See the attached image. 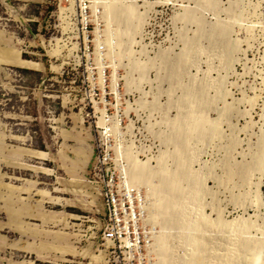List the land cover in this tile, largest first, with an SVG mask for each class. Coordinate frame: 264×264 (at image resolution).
I'll return each instance as SVG.
<instances>
[{
  "label": "rangeland",
  "instance_id": "374dc122",
  "mask_svg": "<svg viewBox=\"0 0 264 264\" xmlns=\"http://www.w3.org/2000/svg\"><path fill=\"white\" fill-rule=\"evenodd\" d=\"M68 1L0 0V264H116L90 178L98 130L84 123L91 107L85 110L83 55L69 52L76 41L64 47L58 58L71 66L63 68L48 48L61 9L79 15V1ZM111 2L121 19H91L85 41L105 35L108 52L92 47L99 72L107 70L100 83L106 89L110 80L117 98L126 96L119 106L138 110L135 130L121 139L129 170L151 162L157 170L145 182L156 191L181 166L191 164L200 179L198 189L184 180L172 207L142 185L153 196L149 225L171 235L165 251L181 257L197 251L187 231L176 229L181 217L189 221L205 241L194 264H254L256 253L263 264L264 0H122L138 8L133 22L120 0ZM143 31L161 43L147 58L133 49ZM190 120L204 133L195 134L181 164ZM157 255L151 247L150 264H162Z\"/></svg>",
  "mask_w": 264,
  "mask_h": 264
},
{
  "label": "built area",
  "instance_id": "2783aa9c",
  "mask_svg": "<svg viewBox=\"0 0 264 264\" xmlns=\"http://www.w3.org/2000/svg\"><path fill=\"white\" fill-rule=\"evenodd\" d=\"M71 1L67 3L71 4ZM78 1L79 15L69 9L65 11L62 9L64 14L62 13L63 15L59 17L60 22L53 29H55L62 47H73L72 44L76 41L77 49L74 52L78 58H80L81 53L83 55L82 60L85 62L87 75L83 83L87 85L88 89L83 93V99L85 110H88V106L91 109L86 113L88 118L84 123L96 125L98 130L90 178L94 180L91 182L97 186L99 197L103 201L106 212L103 237L112 250L111 256L114 258L112 263L150 264L148 254L153 240L151 239L152 227L148 223L147 200L143 191L140 194L138 189L126 181L129 160L125 149L121 148L123 144L121 139L135 130L137 126L138 110L131 105L128 109L119 106L121 100L126 96L118 99L116 93L111 89L110 80L107 82L109 86L106 85V89L102 87L100 83L101 74L95 56L96 46L85 41V35L94 25L90 18L92 0ZM95 1L97 5L104 3V0ZM55 15L53 14L52 19ZM73 20L79 22L81 28H78V25L71 26L70 22ZM148 36L143 31L133 46L135 52L143 58L148 57L149 49H161V43L154 44ZM94 37L95 40L98 37L100 45L98 51L105 53L107 49L104 41L105 35L99 34ZM57 38H52L49 41L50 53L57 45ZM82 47L84 52H82ZM92 47L95 53H92ZM45 51L47 52L46 49ZM92 55L95 56V59L91 58ZM51 60L56 64L61 62L63 68L71 66L70 63L65 64L66 59L64 57L58 58L52 55ZM106 60L103 63H106ZM104 70L107 75V70ZM67 73L66 69L61 70L60 73L57 72V77L63 78ZM131 125L134 127L131 128ZM116 129L123 133L116 132Z\"/></svg>",
  "mask_w": 264,
  "mask_h": 264
},
{
  "label": "bare ground",
  "instance_id": "6f19581e",
  "mask_svg": "<svg viewBox=\"0 0 264 264\" xmlns=\"http://www.w3.org/2000/svg\"><path fill=\"white\" fill-rule=\"evenodd\" d=\"M111 1H113V0H104V3H103V5H97V3H96V1L95 0H92V5H91V10H92V13H91V19H92V21H93V19H94V21L96 22V24H97V22L99 21V17L101 16V15H103V19L105 18V17H110L112 20H113V22H116V23H118L119 22V20L121 19V17H122V13H121V11L119 10V6L118 7H116V6H114L113 4H112V2ZM121 1V3L123 4V6H122V9H123V12L124 13H126L128 16H127V18L129 17L130 18V20H131V22H133L134 21V19H135V11L138 9L136 6H134V7H129V6H127L126 4H125V2L123 3L122 2V0H120ZM62 10V9H61ZM64 10V9H63ZM63 10H62V12H63ZM65 11V10H64ZM93 21V22H94ZM84 23H85V21H84ZM87 35H88V33L85 35V38L87 37ZM60 40H56V42H57V45L53 48V50H52V53H53V55L54 56H56V57H60L61 56V54H62V50H63V48H64V46L62 47L61 45H60V42H59ZM93 45L94 46H96V50H97V52H100V53H102V51H98V46H100L99 45V43H98V37H97V39L93 42ZM106 47H107V49H106V51L108 52V46L106 45ZM66 48V47H65ZM75 49H76V46L74 47V48H71L70 50H69V52H74L75 51ZM107 54V53H106ZM100 74H101V78L100 79H102V82H104V78H106V74L103 72V70H100V72H99ZM104 74H105V76H104ZM202 127L200 126H197L196 124H195V122H193L192 120H190V121H188L186 124H185V127H184V140H183V143L182 144H180L181 145V149H182V153H183V155H182V157H180V163L181 164H183L184 163V157H186V154L188 153V151H189V144H190V141L194 138V136H195V134H203L204 132H202ZM199 131V133H197ZM116 132H118V129H116ZM201 132V133H200ZM202 136V135H201ZM197 137V136H196ZM198 140V139H197ZM193 141V140H192ZM195 141V140H194ZM193 141V142H194ZM197 142V141H196ZM191 145H192V143H191ZM193 146V145H192ZM192 146L190 147V148H192ZM191 150V149H190ZM192 152V151H191ZM189 154V153H188ZM193 154V153H192ZM184 156V157H183ZM189 158H191L190 156H188ZM194 157V156H193ZM196 157V156H195ZM187 159V158H186ZM195 159H197V158H195ZM128 160H131L130 158H128ZM189 160H191V159H189ZM193 160V159H192ZM188 161V160H187ZM187 161H186V163H187ZM188 164H189V162H188ZM133 165H134V163H133ZM129 166H130V164H129ZM180 167V166H179ZM154 169V166L152 165V163L151 162H147V163H145V166H142L141 167V169H139V172L137 171L138 169H135L134 170V173L132 172L131 173V171L129 170L128 171V173H127V178H126V181H128L129 183H131L136 189H138V192L141 194L142 193V191H143V193L145 194V197H146V200H147V206H146V209L148 210V212H150L151 211V208H153V207H151L152 206V204L154 203V202H152V200H153V196H155V195H157L158 193L159 194H161V197L164 199V205L167 207H172L171 206V203H174V197H175V193H181L182 191H183V189H182V182L184 181V180H188L190 183H191V189L194 187L195 189H198L199 187H200V183H199V181H200V179H199V176L198 175H196L195 174V172H194V170L192 169V167H191V164H190V166H187V167H183V166H181V168H180V171L179 172H177V173H174V174H170V176H164V179H163V181H164V183H163V181H162V189L160 190V191H156L155 189H154V187L153 186H151V185H153V184H149V182H145V177H146V175L147 174H149V173H151V171ZM164 169V168H163ZM154 170H157L156 168L154 169ZM136 171H137V173H136ZM165 171V170H164ZM156 172V171H155ZM154 172V173H155ZM166 172V171H165ZM131 173V174H130ZM156 174V173H155ZM199 174V173H198ZM150 175V174H149ZM150 177V176H149ZM157 177V176H156ZM151 178H153V176H151ZM150 178V179H151ZM202 178V177H201ZM202 181V180H201ZM142 185L143 186H145L146 188H148L149 190H150V192H151V194L153 195H151V197H149V194L147 195V193H145L144 192V190L141 188L142 187ZM203 185V184H202ZM190 189V190H191ZM174 193V194H173ZM199 194V193H198ZM198 197V196H197ZM150 199H151V201H150ZM188 202V201H187ZM190 202V201H189ZM177 204V203H176ZM175 206V205H174ZM162 208V207H161ZM185 208V207H184ZM201 208V207H200ZM160 209V208H159ZM190 209H192V208H190ZM169 210V209H168ZM167 210V211H168ZM183 210V209H182ZM166 210H165V212H167ZM152 212V211H151ZM154 212V211H153ZM162 213V212H161ZM164 213V212H163ZM150 214V213H149ZM148 214V215H149ZM156 214H158V213H156ZM185 214H186V212H185ZM155 215V214H154ZM168 215V214H167ZM178 215V214H177ZM189 215V214H188ZM188 215H186V216H188ZM157 216V215H156ZM159 216V215H158ZM171 216V215H170ZM149 217H150V215H149ZM148 217V218H149ZM154 217V216H153ZM184 217H185V215H184ZM189 217V216H188ZM159 218H160V216H159ZM162 218H164V217H162ZM170 218V217H169ZM182 218L183 217H181L180 219H179V224H176V229H179L180 231H181V233L183 232V231H187V233H188V237H187V240L186 241H193V242H195V245H196V249H197V251H196V253H193V250L191 251V252H187L186 253V255L187 256H181L180 257V255L179 254H177V253H175V251H177V250H173L174 252H172V253H170V254H167V252L165 251V248L169 245V247H171L170 245L171 244H168L169 243V241H170V243H171V235H161V234H158V232H157V234H156V232H155V229L152 227V234H151V239L153 240H151L152 241V243H151V245H150V247H152V249L153 250H155L157 253H158V255H159V257H160V259L159 260H161V262H162V264L164 263V264H194L195 263V261L196 260H199V258H201V254L203 253L202 251H204V249H205V244H204V240H202V238H197L196 237V235H195V231H194V229L190 226V227H187L188 226V222L185 220V218H184V220L183 221H181L182 220ZM178 219V218H177ZM166 220H169V219H166ZM172 219H170V221H171ZM190 221H191V219H189ZM175 221H176V218H175ZM154 222V224L155 223H157V222H155V221H153ZM152 222V223H153ZM161 222V221H160ZM167 223H168V221H167ZM175 223V222H174ZM190 224H191V222H190ZM168 225H169V223H168ZM168 225H166L167 226V229L169 228L168 227ZM175 225V224H174ZM193 225H194V223H193ZM164 226V225H163ZM154 227H155V225H154ZM194 227V226H193ZM172 228V227H171ZM235 229V227H231V229ZM154 229V230H153ZM158 229V228H157ZM159 231V230H158ZM186 231H185V233H186ZM171 232H172V230H171ZM161 233V232H160ZM181 233H179V234H181ZM170 234V233H169ZM182 236H184L183 234H181ZM187 235V234H186ZM186 235H185V238H186ZM156 236V237H155ZM175 236V235H174ZM177 237V236H176ZM178 237L180 238V235H178ZM155 238H156V240H155ZM183 238V237H182ZM241 238V237H240ZM173 239V238H172ZM155 240V241H154ZM183 240V242L185 241L184 240V238L182 239ZM242 240V239H241ZM190 241V242H191ZM155 242V243H154ZM182 242V241H181ZM182 242V243H183ZM237 242V241H236ZM128 243V242H127ZM188 243V242H187ZM232 243H235V242H232ZM191 245L193 244L192 242L190 243ZM237 244V243H236ZM188 245V244H187ZM194 245V244H193ZM184 246V245H183ZM213 246V245H212ZM192 247V246H191ZM214 247V246H213ZM230 247V246H229ZM232 247V246H231ZM236 247H238V246H236ZM168 248V247H167ZM167 248H166V250H167ZM172 248V247H171ZM187 248V247H186ZM189 248V247H188ZM240 249V248H239ZM255 250H256V248H254ZM234 251H235V249L233 250H230V251H228V252H230V255L228 256V259H229V261L228 262H230V259H234ZM238 251V250H237ZM227 252V253H228ZM215 254V253H214ZM217 254H219L218 252H217ZM221 254V253H220ZM219 254V255H220ZM157 255V256H158ZM179 255V256H178ZM218 255V256H219ZM228 255V254H227ZM261 254H255L254 255V257H253V259H254V261H253V263L254 264H259L261 261H262V259H261ZM203 257V256H202ZM233 257V258H232ZM237 257H239V256H237ZM217 258V257H216ZM215 258V260H217L218 261V259H216ZM226 258V257H225ZM236 258V257H235ZM156 259V258H155ZM168 259V260H167ZM209 259V258H208ZM213 259V258H212ZM227 259V260H228ZM220 260V259H219ZM222 260H224V259H222ZM236 260V259H235ZM234 260V261H235ZM160 262V263H161ZM212 262V261H211ZM221 263H222V261H220ZM232 262V261H231ZM215 262H213V264H214ZM216 263H219V261L218 262H216ZM224 263H226V262H223V264ZM233 263V262H232ZM155 264V263H154ZM158 264V263H157ZM228 264V263H227ZM231 264V263H230ZM233 264H235V262L233 263ZM264 264V263H263Z\"/></svg>",
  "mask_w": 264,
  "mask_h": 264
}]
</instances>
